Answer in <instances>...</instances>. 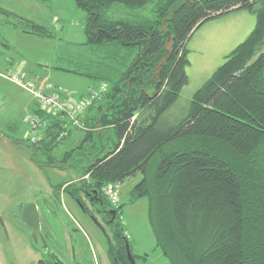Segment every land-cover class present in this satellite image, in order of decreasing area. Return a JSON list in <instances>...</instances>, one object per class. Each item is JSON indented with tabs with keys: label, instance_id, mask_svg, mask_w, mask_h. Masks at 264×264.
<instances>
[{
	"label": "trees",
	"instance_id": "1",
	"mask_svg": "<svg viewBox=\"0 0 264 264\" xmlns=\"http://www.w3.org/2000/svg\"><path fill=\"white\" fill-rule=\"evenodd\" d=\"M155 1L75 0L87 13L86 43H118L138 47V52L91 105L101 112L102 122L112 125L110 131L104 133L88 116L87 124L94 125L58 164L81 169V185L69 190L85 210L79 190L104 193L106 183L141 173L131 199L148 197L157 246L169 258L162 264H264V0H159L156 17L146 22L103 15L116 2L135 8ZM238 8L255 14L253 29L225 55L191 102L178 106L188 80L190 34L207 19ZM0 12L23 21L24 32L51 33L46 25L7 8ZM109 67L103 74L83 72L107 81ZM143 107L150 109L145 121L132 120ZM35 112L44 114L38 108ZM56 125L59 121L51 119L39 143L54 146L61 140ZM100 133L105 134L102 146L96 144ZM64 184L72 182L54 184L55 192ZM107 201L116 209L114 221H120L121 204ZM115 231V242L110 240L107 249L112 264H132L126 237L118 227ZM31 264L58 263L46 258Z\"/></svg>",
	"mask_w": 264,
	"mask_h": 264
},
{
	"label": "rangeland",
	"instance_id": "2",
	"mask_svg": "<svg viewBox=\"0 0 264 264\" xmlns=\"http://www.w3.org/2000/svg\"><path fill=\"white\" fill-rule=\"evenodd\" d=\"M0 2L2 7L19 9L47 27L51 25V21L47 22L48 20L41 17L48 19L55 16L51 33L27 35L22 32L25 28L23 21L0 12V53L8 50V55L15 57L8 67L1 65L0 70L20 67L18 64L23 58L17 55H24L34 63L44 64L42 67L48 72L47 86L50 89L56 90L61 87L66 92L77 95L80 92L87 93L91 86L99 87L103 81L107 84L106 89L101 92L103 96L109 89V83L111 82V86L116 83L113 81L122 75L123 69L138 52V47L118 43L98 45L86 43L84 27L87 13L75 3V0H0ZM158 3L159 0H156L133 8L116 2L105 8L103 15L106 18L133 17L138 21H151L156 17L155 8ZM244 10L253 13L247 8ZM10 23L15 25L12 26ZM2 42H9L11 50ZM189 46L188 55L191 59L188 65L189 81L185 85L190 87L184 88V93H180L183 97L181 103L178 99V106H182L186 99L189 101L194 90L192 86L197 87L209 76L203 80L206 74L204 69L200 70L201 58L207 57L208 61L211 58L215 67L225 58L224 56L223 60H220L222 48L219 45L207 51L202 47ZM229 49L232 47L227 51ZM108 64H110L106 76L108 82L98 79L92 82V78L83 72L85 70L103 74L105 72L103 68ZM209 68L210 66L206 70ZM197 89L198 87L195 91ZM33 98V95L20 84L0 75V264H31L41 257L48 256V251L45 252L47 246L67 264H112L107 249L110 240L115 242L117 227L128 239L136 264H162L169 261L156 243L148 215V197L131 199V189L141 173L129 175L120 182L117 203L121 204L120 221L107 222L106 214L94 211L93 204L79 193L86 204V211L71 194V189L82 183L81 169L59 164L64 162V153L77 146L87 130L79 129L70 123L67 124V128L56 125L55 128L60 132L58 137L61 139L56 145H48L46 142L31 143L26 137L29 105ZM175 105L177 106V103ZM173 107L175 111L176 107ZM179 109L181 111L184 108ZM149 110L143 107L131 119L143 122ZM96 121L97 119L95 124L98 127L102 126L101 122ZM93 125L94 123L91 124ZM70 130L76 132L71 134ZM39 132L40 130H37V133ZM104 136L103 133L96 135V144H100ZM76 155L79 156L78 153ZM60 181L72 184H64L62 186L68 188L61 187L59 192H54V184ZM25 202H35L37 205L40 230L35 235L28 226L12 216ZM77 223L80 224L79 230L71 234L72 226Z\"/></svg>",
	"mask_w": 264,
	"mask_h": 264
},
{
	"label": "crops",
	"instance_id": "3",
	"mask_svg": "<svg viewBox=\"0 0 264 264\" xmlns=\"http://www.w3.org/2000/svg\"><path fill=\"white\" fill-rule=\"evenodd\" d=\"M59 1H61V0H59ZM0 7H2L1 2H0ZM7 9H9L10 11L15 12L17 14H20L24 17H27V18H30V19H33V20L39 22L38 19H36L35 17L32 18V17L28 16L27 14H24L19 9L18 10L12 9V8H7ZM244 9L243 8L231 9L227 12L221 13L220 15H217V16H214L210 19H207L206 21H204L203 23L198 25L193 30V32L190 34L188 41H187V47L189 45L193 48L202 47L205 51H207L210 48L219 45L222 48V57L220 59L222 61L224 56L226 55V53L229 52V50H230L229 49L227 51V49L230 47L234 48L239 42L244 40L247 37V35L251 32V30L253 29V27L255 25V20H256L255 14L253 16V13L250 14ZM54 17L55 16H51L48 19H45V17H41L44 20H48L47 22L51 21L50 22L51 25L49 26L51 30H53L52 29L53 22L55 21V20H53ZM248 20L250 22V25H249V22L247 23ZM42 22H44V21H42ZM39 23H41V22H39ZM10 24L12 26L15 25V24L13 25V23H10ZM41 24H43V23H41ZM19 31H22V30L20 29ZM22 32L27 34V35L34 34V33H30V32H24V31H22ZM34 35H37V34H34ZM193 37H195V38L193 39ZM191 39H193L192 42H191ZM2 44L5 45V47L7 49L11 50V44L9 42H7V43L2 42ZM7 52H8V50L7 51L4 50V51H2V53H0V66L2 65L5 67H8L11 64V62L15 59V57L9 56L8 55L9 53H7ZM17 57L23 58V60H21L20 63L18 64V66L20 65V67L16 66L15 68H19L21 72L25 73V75L36 78L38 81H43L44 87L47 90H53L47 86V82L49 81V77H48V72L46 71V68L42 67V65H44V64L34 63V62L30 61V59L24 55H17ZM188 57H189V55H188ZM190 60L191 59L189 57V63H190ZM201 60H202V63L200 65V70L204 69V73L206 74L203 77V80H204L208 75H211L212 72L217 67L214 66L215 63L211 62V58L209 59V61H208L207 57L201 58ZM189 63L186 66V70H187V74H188L187 82L189 81V73H188V71L190 70V68H188ZM209 63H210V65H209ZM208 66H210V68L208 70H206L208 68ZM89 77L92 78L91 76H89ZM92 82H95V79L92 78ZM185 84H183L181 92H183L184 88L187 89V87H190L189 85H185ZM200 86H201V84L198 85L197 87L199 88ZM197 87L192 86V88L194 90L192 91V89H191L192 94H191L189 101H187V99H186V102L182 105H185L188 102H191L193 94H194L193 92L195 91V89ZM83 94H85V93L80 92L77 94V96L83 95ZM181 97H183V96L180 95L178 97L180 103L182 102ZM35 109H37V104L33 98L31 104L29 105L30 114L35 112ZM88 116L90 117V119L92 121H95L97 119L98 122L102 123L101 124L102 126H100V129L103 128L102 131L104 130L105 131L104 133H108L110 131L109 128H111L112 125L107 124L105 121L102 122V119L100 118L101 112L99 110H97L95 108H91V106H90L85 111V114H84V118H85L84 120L86 122H88V120H87ZM52 119L54 121H61V122L63 121L61 118H59V120H58L57 117L52 118ZM27 122H28L27 125L29 128V121L27 120ZM70 131H71V134L76 132V130H70ZM82 137H84V136H82ZM100 145L101 146L103 145V141H100ZM84 176L87 177L86 175H84ZM119 185H120V183H119ZM54 192H55V190H54Z\"/></svg>",
	"mask_w": 264,
	"mask_h": 264
},
{
	"label": "built area",
	"instance_id": "4",
	"mask_svg": "<svg viewBox=\"0 0 264 264\" xmlns=\"http://www.w3.org/2000/svg\"><path fill=\"white\" fill-rule=\"evenodd\" d=\"M0 75L9 78L10 80L20 84L28 90L34 97L37 103V108L44 114L33 112L29 114V128L27 139L31 143H37L45 134L46 127L51 123V119L57 117L63 121H59L60 126L67 128V124L89 130L92 127L84 120L85 111L98 99L101 98V92L106 89V82L99 87L91 86L90 90L83 95H73L66 92L61 87L56 90H47L42 81L36 78L25 75L19 68H11L0 70ZM26 77H25V76ZM58 122V121H57ZM37 130H40L37 133ZM119 183L108 182L103 190L108 200L117 206L119 201Z\"/></svg>",
	"mask_w": 264,
	"mask_h": 264
},
{
	"label": "water",
	"instance_id": "5",
	"mask_svg": "<svg viewBox=\"0 0 264 264\" xmlns=\"http://www.w3.org/2000/svg\"><path fill=\"white\" fill-rule=\"evenodd\" d=\"M171 43H172V37L169 38V40L167 41V44H166V48L169 50V54L171 53ZM167 59H168V56H165L161 60L160 65L158 66V70L160 69L162 64ZM112 212L114 213L113 215H115V210H112ZM12 216L16 220L21 222L22 224L28 226L31 229L33 235H35V233L38 230H40V217H39V212H38L37 205L35 202L23 203L21 205V208L17 212L13 213ZM110 220L112 221L113 218H111ZM126 250H127V255H128L129 259L131 260L132 264H136L134 255L130 249V244H129V241L127 238H126ZM47 251H48V253L51 254L53 259L58 264H67L61 257H59L55 252H53L51 248L48 247Z\"/></svg>",
	"mask_w": 264,
	"mask_h": 264
},
{
	"label": "flooded vegetation",
	"instance_id": "6",
	"mask_svg": "<svg viewBox=\"0 0 264 264\" xmlns=\"http://www.w3.org/2000/svg\"><path fill=\"white\" fill-rule=\"evenodd\" d=\"M83 198H87L88 201L93 204L92 205V208L95 209L94 211H97L98 213H103V214H106L105 216V219L107 220V222H114V216L113 215L114 213L112 212V210H115V214H116V209L111 207L109 204H108V201H107V198L106 196L104 195L103 192H94V191H88V192H79ZM79 195V194H78ZM80 196V195H79ZM81 198V197H80ZM85 203V202H84ZM86 205V204H85ZM93 211V210H92ZM112 214V217H109L108 214ZM113 218V220L111 221L110 219ZM80 228V224L77 223L75 224L74 226H72V229H71V234H73V232L75 231H78ZM122 235V234H120ZM123 238V237H122ZM46 251L47 252V249H48V246L45 247ZM125 249H126V246H125ZM48 256L46 257H41L39 259H46V258H53L51 256L50 253H47ZM126 254H127V250H126ZM128 256V255H127ZM129 258V257H128ZM130 260V259H129ZM131 261V260H130Z\"/></svg>",
	"mask_w": 264,
	"mask_h": 264
},
{
	"label": "bare ground",
	"instance_id": "7",
	"mask_svg": "<svg viewBox=\"0 0 264 264\" xmlns=\"http://www.w3.org/2000/svg\"><path fill=\"white\" fill-rule=\"evenodd\" d=\"M105 193V192H104Z\"/></svg>",
	"mask_w": 264,
	"mask_h": 264
}]
</instances>
